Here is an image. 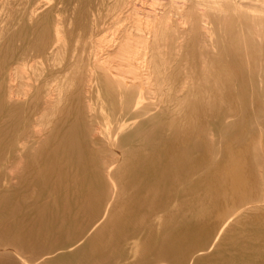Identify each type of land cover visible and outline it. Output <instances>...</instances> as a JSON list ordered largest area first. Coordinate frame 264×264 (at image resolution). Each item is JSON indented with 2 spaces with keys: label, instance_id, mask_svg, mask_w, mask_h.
Segmentation results:
<instances>
[{
  "label": "bare ground",
  "instance_id": "6f19581e",
  "mask_svg": "<svg viewBox=\"0 0 264 264\" xmlns=\"http://www.w3.org/2000/svg\"><path fill=\"white\" fill-rule=\"evenodd\" d=\"M0 264H264V0H0Z\"/></svg>",
  "mask_w": 264,
  "mask_h": 264
}]
</instances>
